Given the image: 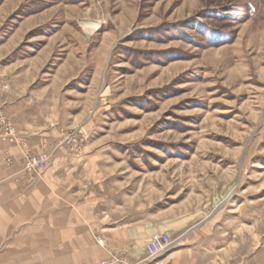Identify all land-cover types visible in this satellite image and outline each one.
Listing matches in <instances>:
<instances>
[{"label":"rangeland","instance_id":"obj_1","mask_svg":"<svg viewBox=\"0 0 264 264\" xmlns=\"http://www.w3.org/2000/svg\"><path fill=\"white\" fill-rule=\"evenodd\" d=\"M29 1L0 0L5 28L44 6ZM47 2L48 17L60 14L56 0ZM123 8L133 26L115 69L77 99L82 120L98 124L70 129L65 141L99 153L100 193L111 202L102 207L116 221L145 218L155 226L202 218L227 203L226 213L237 208L245 220L253 204L264 262V0H125ZM6 87L0 108L7 129L0 130L15 141L1 102ZM43 156L49 166L48 153L26 150L24 172L40 175L47 165L40 172L24 165Z\"/></svg>","mask_w":264,"mask_h":264},{"label":"crops","instance_id":"obj_2","mask_svg":"<svg viewBox=\"0 0 264 264\" xmlns=\"http://www.w3.org/2000/svg\"><path fill=\"white\" fill-rule=\"evenodd\" d=\"M47 1L10 22L11 32L0 22V88L9 85L1 102L16 129L15 141L0 130V264H264L253 204L245 220L237 208L226 213L227 203L202 218L177 216L155 226L145 218L116 221L102 207L111 202L100 193L99 153L65 139L72 128L98 124L82 120L84 102L77 99L115 69L133 19L125 0H56V17H48ZM90 11L105 21L92 34L82 24L94 20ZM26 150L48 153L51 164L40 175L24 172ZM155 233L172 234L175 242L149 260L145 245Z\"/></svg>","mask_w":264,"mask_h":264},{"label":"built area","instance_id":"obj_3","mask_svg":"<svg viewBox=\"0 0 264 264\" xmlns=\"http://www.w3.org/2000/svg\"><path fill=\"white\" fill-rule=\"evenodd\" d=\"M81 3H87L89 0H79ZM6 89H9L6 87ZM2 107L0 108V128L6 126L3 125V120H1ZM8 131V130H7ZM48 166L47 156L41 158L29 157L27 158L24 169L28 172H40L45 166ZM173 244L171 236L167 233H155L153 234L147 244L145 245V251L149 260L157 259L161 254L170 248ZM106 264V263H103Z\"/></svg>","mask_w":264,"mask_h":264},{"label":"bare ground","instance_id":"obj_4","mask_svg":"<svg viewBox=\"0 0 264 264\" xmlns=\"http://www.w3.org/2000/svg\"><path fill=\"white\" fill-rule=\"evenodd\" d=\"M92 15H94V20H86L82 22V24L85 26L86 30H88L89 34H92L93 32L97 31L100 28V25L105 22L103 21V16H98V14L93 11L92 14H90V17L92 19Z\"/></svg>","mask_w":264,"mask_h":264}]
</instances>
